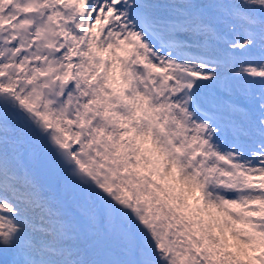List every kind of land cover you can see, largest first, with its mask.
Returning <instances> with one entry per match:
<instances>
[{
	"label": "snow or ice",
	"instance_id": "6c2138e0",
	"mask_svg": "<svg viewBox=\"0 0 264 264\" xmlns=\"http://www.w3.org/2000/svg\"><path fill=\"white\" fill-rule=\"evenodd\" d=\"M0 264H264V0H0Z\"/></svg>",
	"mask_w": 264,
	"mask_h": 264
}]
</instances>
